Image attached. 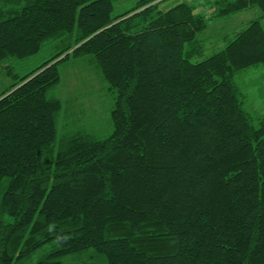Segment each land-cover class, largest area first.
Segmentation results:
<instances>
[{
    "label": "trees",
    "instance_id": "1",
    "mask_svg": "<svg viewBox=\"0 0 264 264\" xmlns=\"http://www.w3.org/2000/svg\"><path fill=\"white\" fill-rule=\"evenodd\" d=\"M121 1L0 0V264H264V115L237 78L264 67V0ZM251 8L208 55L211 22ZM83 57L115 93L105 137L60 129L51 92Z\"/></svg>",
    "mask_w": 264,
    "mask_h": 264
},
{
    "label": "rangeland",
    "instance_id": "2",
    "mask_svg": "<svg viewBox=\"0 0 264 264\" xmlns=\"http://www.w3.org/2000/svg\"><path fill=\"white\" fill-rule=\"evenodd\" d=\"M183 0H165L163 8H169ZM189 1V0H188ZM135 0L117 2L115 13H120L134 4ZM260 16L258 8H251L235 13L226 19L211 22L210 28L203 35L211 41L212 47L208 55L217 51L218 47L224 46V36H232L235 31L241 30L251 20ZM59 42L49 41L45 43L39 53L17 62V71L28 72L39 66L59 49ZM214 44V45H213ZM62 82L52 90V95H58L65 107L67 115L61 119V130L72 131L80 125L94 132L98 137H105L113 130L112 110L114 108L115 93L105 80L94 58L83 57L72 59L61 64ZM241 88L248 95V104L251 113L257 118L264 115V67H251L238 74ZM13 80L9 77L0 76V91L9 86ZM64 127V129H62ZM8 221L11 220L6 216ZM53 245L47 244L29 259L28 263H34L43 255L47 254ZM91 251L73 254L62 259L64 264H102L105 257H89Z\"/></svg>",
    "mask_w": 264,
    "mask_h": 264
}]
</instances>
